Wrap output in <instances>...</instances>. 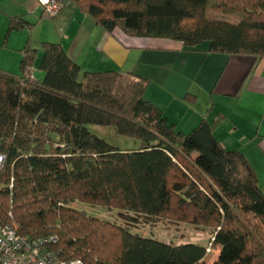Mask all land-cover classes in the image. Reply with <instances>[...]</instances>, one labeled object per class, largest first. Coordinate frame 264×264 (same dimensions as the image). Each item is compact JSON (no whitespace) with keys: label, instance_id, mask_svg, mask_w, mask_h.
Listing matches in <instances>:
<instances>
[{"label":"trees","instance_id":"trees-1","mask_svg":"<svg viewBox=\"0 0 264 264\" xmlns=\"http://www.w3.org/2000/svg\"><path fill=\"white\" fill-rule=\"evenodd\" d=\"M60 1L107 32L264 56V0ZM33 26L8 16L4 39ZM39 46L40 81L28 37L18 72L0 70V223L29 239L55 235L47 248L79 264H264V194L244 154L214 137L216 121L181 132L143 98L144 78L80 74L59 43ZM88 125L111 126L137 146H112ZM74 202L208 227L218 252L206 260L205 244L164 242Z\"/></svg>","mask_w":264,"mask_h":264},{"label":"crops","instance_id":"crops-1","mask_svg":"<svg viewBox=\"0 0 264 264\" xmlns=\"http://www.w3.org/2000/svg\"><path fill=\"white\" fill-rule=\"evenodd\" d=\"M8 16H20L34 26L4 39ZM27 37L36 49L35 81L42 77L37 70L39 43L53 41L78 64L80 74L116 70L144 78L143 98L160 108L181 132H188L203 118L216 121L214 137L225 149L244 154L264 194V56L206 52L205 45L187 49L167 39L129 36L118 28L107 32L69 1L56 16L42 18L36 0H0V70L18 72ZM186 95L192 100L187 101ZM150 224L145 235L171 243H198L201 238L206 242L210 230L174 222L180 226L178 233L167 220ZM217 252L218 246L213 245L210 259Z\"/></svg>","mask_w":264,"mask_h":264},{"label":"built area","instance_id":"built-area-1","mask_svg":"<svg viewBox=\"0 0 264 264\" xmlns=\"http://www.w3.org/2000/svg\"><path fill=\"white\" fill-rule=\"evenodd\" d=\"M43 18L54 16L61 8L60 0H37ZM24 77L33 79L29 74ZM2 155L0 154V163ZM10 186V185H9ZM55 235L29 239L20 235L8 224L0 223V264H79L78 260H60L47 248L55 241ZM213 235H208L204 252L212 249Z\"/></svg>","mask_w":264,"mask_h":264},{"label":"rangeland","instance_id":"rangeland-1","mask_svg":"<svg viewBox=\"0 0 264 264\" xmlns=\"http://www.w3.org/2000/svg\"><path fill=\"white\" fill-rule=\"evenodd\" d=\"M15 68H17V66H15ZM14 70L16 71V69ZM87 128L90 132L95 134L97 137L102 138L108 144L112 146H115L118 148H134L137 146V142L135 140L116 134L114 132L113 127L111 126L88 125ZM70 205H72L76 209L84 210L85 212H87V214H90L92 216H95L101 219L108 220L109 222H113L117 225L126 226L131 231H135L137 233L144 234V235L148 233V230L152 225L150 223L160 220L157 218H153L151 220L144 216H137L131 212L122 211L118 209H104L98 206H90L89 204H85V203L74 202V203H71ZM168 223H171L170 225L175 226L174 222L172 223L168 221ZM174 230H176L177 232L181 231L180 226H175ZM206 235L208 238L209 231L208 233H206ZM198 243H200V245H204L205 240L203 238L198 239ZM211 255H212L211 253L207 254L206 260H209L211 258Z\"/></svg>","mask_w":264,"mask_h":264}]
</instances>
